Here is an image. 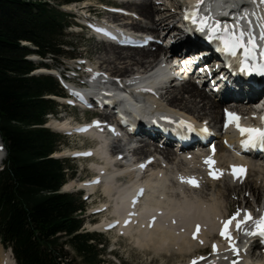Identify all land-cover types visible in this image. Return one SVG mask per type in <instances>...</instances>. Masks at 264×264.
<instances>
[{
  "label": "bare ground",
  "instance_id": "obj_1",
  "mask_svg": "<svg viewBox=\"0 0 264 264\" xmlns=\"http://www.w3.org/2000/svg\"><path fill=\"white\" fill-rule=\"evenodd\" d=\"M195 2L183 0L180 3L193 6ZM215 2L216 0L208 4L207 9L216 11L217 16L208 14L205 16L210 18L208 19L210 22L225 23ZM251 3H253L251 19L254 21V29L245 30L243 26L236 28L230 23L224 26L231 34L239 35L244 32L245 43L251 37L264 48V40L260 39L261 34L264 33V25H262L264 0H251ZM119 4L155 28L151 26L144 30L139 18L128 16V13L121 14L118 6L108 10L101 9L98 15L103 16L104 19L107 18L105 22L109 25L120 24L121 28L133 31L142 41L146 42L141 38L144 35L151 37L155 32L165 33L175 48L182 51L195 50L199 55L200 49L188 40L187 31L192 27L195 28V25L198 26L201 17H196V23L188 24L186 28L179 20L177 12H172L169 7H166L163 13L161 9L152 7V0H143L139 3L133 0H120ZM193 9L197 10V8ZM157 14H159L158 20L154 18ZM206 32H208L207 29L202 33L206 34ZM160 36L157 37L160 39ZM156 43L151 41L145 47L131 48L108 42H96L94 53L104 55L102 65L107 64L105 69L103 70L101 66L96 68L90 59L85 60L88 63L87 67L94 72L101 69L107 76L124 74L120 77H132V79L141 78L144 73H150L160 66L155 76L159 75L162 78L164 88L161 89L160 102L152 100L158 112L157 117L147 118L152 124L142 125L141 121H137L141 128L150 126L153 127V131L145 132L141 129L139 138H156L158 142H161L163 140L161 130L193 131L192 124L197 123L208 130H215V126L224 122L223 110L228 105L219 98L234 96L246 98L250 95V91L233 81L228 74H220L219 79L218 72L211 74L210 78L206 76L207 83L204 85H208L214 92L210 96L202 89L208 88L207 86L200 88L191 79L174 78V74L180 69L171 59L166 62L158 60L161 53H167V50ZM185 59H189V56L183 60ZM74 64L77 63L74 62ZM111 65L114 67L111 68ZM203 65V63L199 64L195 70ZM207 65L209 64L204 65L206 74L209 72ZM130 66L136 67V71L134 72ZM39 72H47V70L41 69ZM86 73H91L88 68L84 70V74ZM147 98L152 99L150 96ZM107 102L110 103V101ZM139 105L141 104L132 106L137 110ZM166 112L176 115L178 121H168ZM202 112L203 115L200 116ZM195 113L197 115H194ZM237 114L243 119L255 121L254 114L249 112L248 108H241ZM65 119L64 116L61 121L53 119L49 127L55 131H69L72 135L91 138L89 142L81 139L83 147L67 149L62 153V157L89 158V169L94 173L90 180H70L63 186V190L66 192L83 189L91 195V202L98 198L99 193L103 196L104 200L97 204L99 207L96 206L90 211L94 223L89 222V227L93 231L113 232V242L116 243L120 239L126 240L132 248L147 258V264H192L193 260L198 261V264H264V248H261L258 241L254 240L252 247L260 252L262 250L260 256H252L248 261L245 260L246 255L242 252V249L247 248L248 241L254 239L252 235L246 234L252 232L250 225H243L241 233L234 232L231 242L220 241L217 235L222 221L231 218L237 211H240L241 215L244 210H251L254 213L259 209L264 211V204L253 205L254 200L260 197L262 199L264 196V164H258V160L235 155L234 141L230 136L218 137L210 133L215 136L212 143L201 147L197 152L189 151L181 152V154H176L174 149L160 148L158 144L141 141L131 156L120 138L113 139L109 145L110 135H106L105 132L98 134L88 125H82L77 118L73 120L77 122L76 124L70 119ZM182 121L185 122L183 127L180 126ZM108 125L114 127L113 121ZM226 129H229V126ZM116 131L119 129L117 128ZM84 144L92 146L84 147ZM213 147H215L214 154ZM84 153H91V155H84ZM118 154L122 155L123 159L115 165V157ZM134 156L137 159L133 158ZM208 156H213L216 161L213 170L222 173L219 179H213L209 175V168L204 163ZM4 158L0 141V167ZM145 158L151 159V163L146 168H141L142 163H139V160ZM95 159H98V162ZM232 166L245 167L246 175L239 179L235 178L232 175ZM139 176H141L140 179ZM191 177L199 181V187H192L181 180V178ZM139 195H141L140 198ZM237 203L240 206L230 212V208ZM98 216L101 217L100 221L95 222ZM196 224L201 225V230L196 238H193ZM235 229L234 226L231 230ZM213 245L216 246L215 250ZM233 247L237 251H232ZM207 251H209L208 254L205 253ZM0 264H14L11 253L5 252L1 246Z\"/></svg>",
  "mask_w": 264,
  "mask_h": 264
},
{
  "label": "trees",
  "instance_id": "obj_2",
  "mask_svg": "<svg viewBox=\"0 0 264 264\" xmlns=\"http://www.w3.org/2000/svg\"><path fill=\"white\" fill-rule=\"evenodd\" d=\"M76 1L0 0V244L16 264L103 263L100 240L82 230L81 194L61 192L73 175L66 160L53 157L59 136L45 127L58 107L50 97L62 90L54 77L33 74L52 67L47 59L72 56L70 16L60 7Z\"/></svg>",
  "mask_w": 264,
  "mask_h": 264
},
{
  "label": "rangeland",
  "instance_id": "obj_3",
  "mask_svg": "<svg viewBox=\"0 0 264 264\" xmlns=\"http://www.w3.org/2000/svg\"><path fill=\"white\" fill-rule=\"evenodd\" d=\"M105 3V1H107L108 3H113L114 5L118 6L117 8H119L120 11H124V13H128V16H132L133 18H139L138 15L134 14L131 11H128L127 8L121 6L120 0H103ZM136 2H143V0H134ZM183 0H152L153 6L156 9H161L160 11L164 13V8L169 7L172 12H176L177 11V7L179 5H177L178 3H180ZM87 2H89L90 4L94 5V6H100L99 3L95 2V0H88ZM151 2V1H150ZM167 2V3H166ZM77 7H81V5H76L74 7V5L71 6H63L62 8H68L71 10H74L73 8H77ZM172 7V8H171ZM121 8V9H120ZM93 10L96 11L97 13L101 12V10H99L97 7H93ZM159 14H157L154 18L156 20H158ZM140 21H142V26L144 27V30H147L148 28H150L151 26L155 28V26L153 25H148L143 19L139 18ZM70 20V19H69ZM107 18L103 19V21H106ZM71 22V20H70ZM114 25H118L117 27H120V24H114ZM141 31V30H139ZM151 31V30H150ZM67 37L65 38V41L67 43H69L70 45L68 46V50L71 52L72 57L78 56L80 57L82 60L83 59H90L92 61L93 64H95L96 66H101V68H103V70L105 69V64L104 66L102 65L103 61L102 59L104 58L103 54H95L94 53V47L96 44V41L93 39H90V34L88 35L87 31L84 32H77L75 33V30L70 28L67 30ZM160 33L159 32H155L154 34H152V38L159 36ZM162 42V40H161ZM46 63L54 66L53 69L57 70L59 69V65L62 64L63 62L65 64H67L68 66L74 64V62L76 61V59H71V61H68V59L62 58L59 60H45ZM84 61V60H83ZM58 67V68H56ZM114 66L111 65V68H113ZM85 68H88L87 66ZM131 69H133V71H136V67L134 66H130ZM85 70V69H83ZM113 76H123L121 74H112ZM176 87V86H175ZM177 90V89H174ZM203 91L206 92V94L208 96H210L207 93L206 89H203ZM197 102V101H196ZM59 106L56 110V113H54V115H50V117L47 120V127H49V124L52 122L53 119H57L59 121H61V119H63L64 117H75L77 119L82 118L83 117V113L78 112L76 110H66L67 108L65 107V102L59 100L58 101ZM201 107V105H199ZM87 114V113H86ZM194 115H197V113H195ZM203 115V112L201 113L200 116ZM88 116V115H87ZM66 120V119H65ZM51 129V128H50ZM53 130V129H51ZM57 136H59V146H60V152L58 154H56L57 156H60L59 158H64L67 159V163H66V168H68V173L67 174H72L73 176L68 177V180H74V181H78V180H82V181H87L90 180V178L94 175V173L92 171H90V162L88 160L83 161V160H79V159H71V158H66V157H62V153L65 152L67 149L68 150H73L74 148H81L83 147L81 144V140H79V138L74 137L70 132H59V131H55L53 130ZM146 143L148 142L147 140H145ZM92 145H85L84 147H91ZM60 154V155H59ZM56 156V157H57ZM159 157V156H158ZM4 160V159H3ZM3 162V161H2ZM258 164H262L261 162H258ZM81 182V181H80ZM64 191V190H63ZM80 190H74V191H69L72 194H76L79 193ZM100 195V193H99ZM98 195V198L91 202V201H87V203H85L86 209L84 214L81 216L84 219V223H83V227L82 230L83 232H88L91 234H94L97 238V240H100V242L96 241V244L98 245V248L101 250V256L100 259L103 261L102 264H147V258L144 257L140 252H138L136 249L132 248L130 246V244H128V242L124 239H120L118 242H113L114 241V233L113 232H108L105 233L104 235H101L99 232H94L93 229L91 227H89V222H92V217H90V211L92 209H94V207L98 206L97 204H99L101 201L104 200L103 196ZM84 198H81V200ZM236 199V198H235ZM237 200V199H236ZM251 201H253L252 199H250ZM92 204H91V203ZM255 204H253L254 206H259V205H263L264 204V196L256 200H254ZM238 206H240V204H236V206L231 207L230 208V212H232L233 210L235 211V209L238 208ZM99 207V206H98ZM100 216L97 217V219L95 220V222H99L100 221ZM92 231H91V230ZM66 249L68 250V252L70 253V257L71 258H75V254L71 251V249L69 247H66ZM7 252V251H5ZM206 254L209 253V251L205 252ZM5 254V253H4ZM6 255V254H5ZM258 255V253L256 254ZM76 263H80V260L77 258L76 259ZM155 264V263H154Z\"/></svg>",
  "mask_w": 264,
  "mask_h": 264
},
{
  "label": "snow or ice",
  "instance_id": "obj_4",
  "mask_svg": "<svg viewBox=\"0 0 264 264\" xmlns=\"http://www.w3.org/2000/svg\"><path fill=\"white\" fill-rule=\"evenodd\" d=\"M203 3V0H196V4L193 5V8H198L200 4ZM196 15L197 13L195 11L190 13V16L192 18V23H196ZM185 19H189V15L185 16ZM208 19L210 18H201L199 22V28L197 30L203 32L205 29L208 30V32L211 34L209 37L210 39L212 37H216L221 42V46L217 48V51H221L227 54H230L232 56H236L237 49H243L244 51V58L245 61H247L249 58L255 59L254 53L257 49V44L255 40L251 37L247 40V43L244 41L245 33L241 32L239 35L235 34H227L224 36H217V33L221 30V25L219 22L215 23L214 25H211L208 23ZM225 32H227V27L225 26ZM260 39L264 40V33L261 34ZM259 55L261 57H264V51L260 52ZM243 63V62H242ZM240 71L243 73L251 74L252 71H256L261 75H264V64H257L254 67H250L247 63H243V66L240 68ZM225 127L227 128L230 125H234L237 130L239 131L240 135L242 137H246L242 141V144L245 148L249 147H262L264 148V127L260 128H249V127H243L240 123L241 117L234 112H230L228 110H225ZM262 121H264V117L261 118ZM181 127L184 126V122H181ZM189 127H191L189 125ZM213 154L215 153V147L212 148ZM84 155H91V153H84ZM204 163L209 168V175L213 179H219L220 175L222 173L218 172L214 169V165L216 164L215 159L213 156H208ZM141 168L145 167V165H140ZM246 168L243 166H232V175L239 179L242 176L246 175ZM182 182L189 184L192 187H199V181L196 180L195 177L191 178H181ZM241 216V212L237 211L234 215L231 216V218L222 221V229L220 230V236L223 237L225 240H228L229 242L232 241V235L230 232V227L233 225V222H235V227L237 230H242V226L244 224H247L248 222L252 221L253 218L251 216V213H246L243 217V219H239ZM173 223H175V220H173ZM255 227L256 231L246 233L248 235H256L261 238V241L264 242V216H261L259 220L255 221ZM201 230V225L196 224L195 225V233L194 237L199 234ZM216 249V246L213 245V250ZM232 251H237L235 247L232 248ZM192 264H198V261L193 260Z\"/></svg>",
  "mask_w": 264,
  "mask_h": 264
},
{
  "label": "clouds",
  "instance_id": "obj_5",
  "mask_svg": "<svg viewBox=\"0 0 264 264\" xmlns=\"http://www.w3.org/2000/svg\"><path fill=\"white\" fill-rule=\"evenodd\" d=\"M117 207H119V206H117Z\"/></svg>",
  "mask_w": 264,
  "mask_h": 264
}]
</instances>
